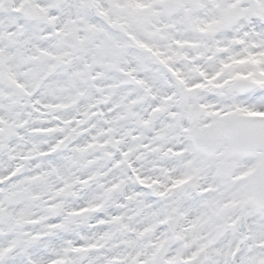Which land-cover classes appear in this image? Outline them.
<instances>
[{
    "label": "snow or ice",
    "instance_id": "6c2138e0",
    "mask_svg": "<svg viewBox=\"0 0 264 264\" xmlns=\"http://www.w3.org/2000/svg\"><path fill=\"white\" fill-rule=\"evenodd\" d=\"M0 264H264V0H0Z\"/></svg>",
    "mask_w": 264,
    "mask_h": 264
}]
</instances>
